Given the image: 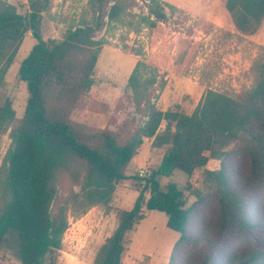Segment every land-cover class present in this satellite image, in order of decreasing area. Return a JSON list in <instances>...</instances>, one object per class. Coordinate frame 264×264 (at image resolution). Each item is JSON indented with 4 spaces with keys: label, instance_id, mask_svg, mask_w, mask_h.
Masks as SVG:
<instances>
[{
    "label": "trees",
    "instance_id": "trees-1",
    "mask_svg": "<svg viewBox=\"0 0 264 264\" xmlns=\"http://www.w3.org/2000/svg\"><path fill=\"white\" fill-rule=\"evenodd\" d=\"M53 3L28 0V10L20 13L0 0V87L24 37L30 32L36 41L18 70L28 92L23 113L17 115L11 100L0 104V135L9 131L11 140L0 165V248L11 240L20 264H58L69 216L100 206L116 214L117 226L92 264H122L130 233L151 211L165 213L167 228L179 234L169 264L186 246L190 264H264V205L255 212L251 194L264 189V59L255 64L257 77L245 95L209 89L190 114L180 105L163 110L155 103V90L166 80L138 61L128 87L140 119H126L120 133L94 128L72 115L85 106L95 83L104 44L98 35L138 6L147 11V27L160 29L169 20L166 8L174 6L161 0H88L76 26L61 39L45 40L42 22ZM225 9L240 35H254L264 22V0H226ZM146 140L163 151L161 161L149 176H131L130 164ZM236 156L247 163L239 178L228 164ZM200 169L216 200L212 236L189 231L197 223L185 196L190 182L185 190L173 181L162 184L175 171L190 180ZM129 179L140 182L133 206L114 208L117 187ZM194 195L204 202L203 192ZM230 237L249 246L220 260Z\"/></svg>",
    "mask_w": 264,
    "mask_h": 264
},
{
    "label": "rangeland",
    "instance_id": "rangeland-1",
    "mask_svg": "<svg viewBox=\"0 0 264 264\" xmlns=\"http://www.w3.org/2000/svg\"><path fill=\"white\" fill-rule=\"evenodd\" d=\"M7 1L15 4L20 13L28 10V0ZM87 1L54 0L52 10L44 15L43 38H63L67 30L76 26L85 15ZM161 1L174 6V9H166L169 20L160 29L147 27L143 22L147 11L138 6L121 22L109 25L98 35L97 38H103L104 44L96 65L95 83L85 106L74 111V120L118 133L126 119L135 116L139 120L140 116L130 102L128 87L129 76L138 61L146 62L160 76H164L165 86L162 89L157 87L154 99L163 110L180 105L190 114L209 89L240 98L254 86L257 77L254 66L264 59V22L254 35H240L225 9L226 0ZM35 43L29 32L0 87V104L11 100L17 115L23 113L28 97L26 84L19 79L18 70L20 62L27 57ZM164 126L165 123L161 128ZM8 132L0 135V165L11 142ZM162 156L163 151L153 149L151 141L146 140L130 164L128 174L149 176L159 165ZM228 164L235 170L237 178L247 165L238 156L229 159ZM203 172V169L195 171L189 180L184 172L175 171L171 177L162 179V184L165 186L173 181L185 190L187 181L190 182L191 187L185 190V196L187 205L194 208L193 216L197 223L193 222L189 231L212 236L208 231L217 217V206L215 197L205 187ZM139 184L133 179L121 183L112 206L131 208L138 196ZM68 186L69 183L64 184L65 188ZM194 191L203 192V203L197 201ZM251 194L253 208L257 212L264 205V189L252 191ZM166 222L165 213L148 212L146 218L130 233L131 244L122 264H169L179 234L168 229ZM116 226V214L113 211L106 214L100 206L78 217L70 215L58 264H92L96 250ZM9 244L14 243L7 241L0 248V264H20ZM248 246V242L239 244L230 237L222 249L220 260L230 251ZM190 248L186 246L180 250L177 261L172 263L190 264Z\"/></svg>",
    "mask_w": 264,
    "mask_h": 264
},
{
    "label": "crops",
    "instance_id": "crops-1",
    "mask_svg": "<svg viewBox=\"0 0 264 264\" xmlns=\"http://www.w3.org/2000/svg\"><path fill=\"white\" fill-rule=\"evenodd\" d=\"M167 9V8H166ZM167 12V11H166ZM164 24V23H163ZM162 25V24H161Z\"/></svg>",
    "mask_w": 264,
    "mask_h": 264
}]
</instances>
